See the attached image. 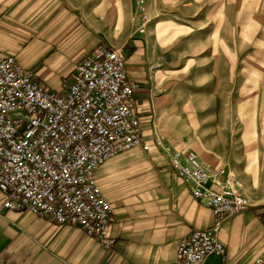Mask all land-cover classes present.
I'll list each match as a JSON object with an SVG mask.
<instances>
[{"label":"crops","instance_id":"obj_1","mask_svg":"<svg viewBox=\"0 0 264 264\" xmlns=\"http://www.w3.org/2000/svg\"><path fill=\"white\" fill-rule=\"evenodd\" d=\"M136 2L0 0V52L46 84L70 75L100 43L130 48L141 138L150 144L96 172L113 206L111 248L79 227L4 209L0 191V264L174 262L181 239L214 222L171 166L168 152L188 149L242 181L250 205L219 233L229 261L250 264L264 250V0L262 8L254 0H144V32ZM252 211L260 224L247 218Z\"/></svg>","mask_w":264,"mask_h":264},{"label":"built area","instance_id":"obj_2","mask_svg":"<svg viewBox=\"0 0 264 264\" xmlns=\"http://www.w3.org/2000/svg\"><path fill=\"white\" fill-rule=\"evenodd\" d=\"M136 6L141 10L139 30L144 32L151 18L144 0H137ZM127 57L125 46L100 43L76 64L60 89H52L15 54L0 52L4 209L76 226L103 247L114 245L109 234L113 206L96 172L135 146L150 148L141 138L139 84L130 76ZM168 156L191 194L212 210L214 222L191 230L181 239L176 260L166 264H236L229 261L219 233L226 219L250 205L239 190L241 179L224 167L205 164L192 149L170 151ZM250 264H264V250Z\"/></svg>","mask_w":264,"mask_h":264},{"label":"rangeland","instance_id":"obj_3","mask_svg":"<svg viewBox=\"0 0 264 264\" xmlns=\"http://www.w3.org/2000/svg\"><path fill=\"white\" fill-rule=\"evenodd\" d=\"M254 5H255V6H260V7L262 8V7H263V0H254ZM146 12H147V11H146ZM149 17H150V15H149ZM150 18H151V17H150ZM150 22H151V20H150ZM150 25H151V24H150ZM147 26H148V25H147ZM125 47H126V51H127V55H128V53L131 52V49L128 48L127 46H125ZM62 83H63V79L57 78V79L51 81L50 84H47V85H48L50 88H52V89H60ZM258 215H259V217L261 218V222L264 224V221H263V216H264V214H263V215H260V214L258 213ZM258 215H257L254 211H252V212L247 216V218H249L250 220H251V217H252L253 219L256 218L257 224H260V221H259V217H258ZM243 234L245 235V238L249 236V234L247 233V231H244ZM259 243H260V240L257 241V242L255 243V245H254V243H253L254 247H252L253 245L251 246L250 251L248 252V254L252 253V251L258 246ZM210 261H212V260H210Z\"/></svg>","mask_w":264,"mask_h":264},{"label":"trees","instance_id":"obj_4","mask_svg":"<svg viewBox=\"0 0 264 264\" xmlns=\"http://www.w3.org/2000/svg\"><path fill=\"white\" fill-rule=\"evenodd\" d=\"M264 214V212H262V215Z\"/></svg>","mask_w":264,"mask_h":264}]
</instances>
